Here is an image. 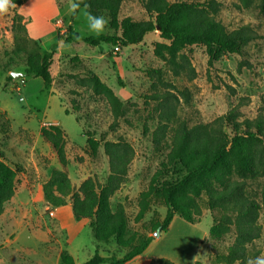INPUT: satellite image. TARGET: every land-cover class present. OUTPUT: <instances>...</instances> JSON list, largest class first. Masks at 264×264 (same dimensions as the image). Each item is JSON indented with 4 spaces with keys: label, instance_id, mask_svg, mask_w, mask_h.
I'll return each instance as SVG.
<instances>
[{
    "label": "rangeland",
    "instance_id": "374dc122",
    "mask_svg": "<svg viewBox=\"0 0 264 264\" xmlns=\"http://www.w3.org/2000/svg\"><path fill=\"white\" fill-rule=\"evenodd\" d=\"M214 1L219 9L217 20L227 30L249 27L260 38L244 45L242 54L219 55L212 63L205 46L177 48L163 39L158 30L147 34L137 45L93 47L82 40L97 36L88 30L87 10L66 14L69 0H59L62 17L56 20L60 25L57 31L44 27L38 32V39L29 38L27 21L20 16L18 7L0 15V159L17 171V188L26 177L35 178L32 193L18 191L17 205L7 203L0 218V264H60L64 253L82 264L97 250L102 256L121 257L127 252L114 239L97 242L91 221H77L67 206L69 202L56 208L45 201L44 184L53 170L64 169L53 147L41 135L42 128L53 122L59 123L67 135L65 170L75 189L88 177H95L100 183L106 181V141L121 136L132 146L134 157L128 181L112 198L111 205L113 209L119 203L125 205L127 237L152 236L153 241L131 264L214 263L210 211L205 210L194 225L176 216L168 232L155 236L158 231L154 225L163 221L166 214L162 201L155 198L143 218L137 220L140 194L152 183L159 185L182 175L169 167L168 154L184 125L209 123L236 106H240L241 118L264 114V14L256 6L239 8L238 0ZM99 16L107 21L102 34L120 35L112 28L107 12ZM127 17L137 22L148 19L139 0H123L119 19ZM71 25L80 39L66 41ZM53 49L57 52L50 68L54 82L45 88L41 78L26 74L27 59L34 52L45 54ZM159 51L173 58L174 63L161 60ZM241 62L247 63L242 69ZM149 69H161L168 86L155 85V80L148 76ZM12 73L21 75L15 78ZM89 74L97 75L123 102L125 115L115 132L110 130L114 116L107 99L95 95L84 81ZM165 92L169 93L166 101L150 99ZM157 132L165 135L160 146L153 140ZM87 135L100 143L96 156L87 146ZM263 193V177L248 181L249 197L262 203ZM258 222L264 224V209ZM16 237L12 244L7 241ZM233 239L228 237L217 247L223 250ZM155 244L154 256L145 261ZM249 253L252 260L264 254V231L249 245Z\"/></svg>",
    "mask_w": 264,
    "mask_h": 264
},
{
    "label": "trees",
    "instance_id": "16d2710c",
    "mask_svg": "<svg viewBox=\"0 0 264 264\" xmlns=\"http://www.w3.org/2000/svg\"><path fill=\"white\" fill-rule=\"evenodd\" d=\"M139 1L148 15V19L141 22L128 17L119 19L123 0H79L81 7L76 13L80 9H86L88 13L97 16L101 12H107L112 28L120 32L118 36L100 34L82 40L93 47L102 44L128 47L139 44L147 34L158 30L163 39L171 41L177 48L205 46L212 63L219 55L242 54L244 45L260 38V34L249 27L227 30L217 20L219 9L214 0L204 3ZM238 1L239 8L256 6L264 14V0ZM13 2L16 7L23 4V0ZM68 32L70 37L66 41L80 39L72 25L68 27ZM56 53L55 49L45 54L34 52L27 59L26 74L41 78L45 88L54 82L50 68ZM157 55L167 64L174 63L173 58H168L161 51ZM246 64L241 62L239 68L242 69ZM148 76L155 80V85L168 86L161 69H149ZM84 81L95 95L107 99L114 116L110 130L115 132L125 115L123 102L97 75L89 74ZM168 95L167 92L154 94L150 99L166 101ZM66 114H69L68 110ZM41 135L53 147L64 168L53 170L44 184L45 201L56 208L71 202L73 216L77 221H91L90 227L97 242L107 243L114 239L118 247L127 250L121 257L102 256L97 250L82 264H131L140 258L149 248L153 237H127L125 205L119 203L115 209L111 205L112 198L128 181L129 166L134 157L132 146L121 136L115 141H106L104 152L109 164L106 181L100 183L95 177H88L75 189L65 170L68 166V140L65 131L60 126L49 125L42 128ZM164 139V133L157 132L153 138L154 144L160 146ZM87 146L92 156H96L99 141L92 135H87ZM168 162L169 167L172 166L182 174L181 177L159 185L152 183L143 191L140 194L137 220L143 218L155 198L161 200L166 207L163 221L154 225L158 231L155 233L159 234L169 231L176 216L194 225L199 223L204 211L208 210L213 217L209 232L216 253L213 264H248L249 245L259 239L264 231V224L258 222L259 214L264 209V193L262 203L246 194L249 180L264 178V114L260 113L252 119L241 118L240 106H236L209 123L191 127L184 125L173 141ZM16 177L17 171L0 159V218L6 204L16 194ZM231 236L234 239L230 245L223 250L217 247ZM60 264L77 263L71 255L64 253Z\"/></svg>",
    "mask_w": 264,
    "mask_h": 264
},
{
    "label": "crops",
    "instance_id": "0c3cea01",
    "mask_svg": "<svg viewBox=\"0 0 264 264\" xmlns=\"http://www.w3.org/2000/svg\"><path fill=\"white\" fill-rule=\"evenodd\" d=\"M18 8H19L20 16L23 17L25 21H27V32L30 39H38L39 37H41L40 36L41 34H38V32L43 30L44 27L49 28L50 31L53 29L57 31V25L59 24H56V20L61 19L62 17L61 16L62 8L60 6L59 0H23V4ZM70 24L73 25V23ZM60 31L63 32V29H61ZM73 31L75 32L74 27H73ZM49 125L60 126L59 123H54V122L50 123ZM32 183H35V178L32 179L31 177L30 178L26 177L24 183L17 188L15 196L8 204L17 205L16 199L18 200L19 198L18 191L21 192L26 190L28 191L29 194L32 193L31 187L35 186V184L33 185ZM67 206L71 207V213L73 215L71 202H69ZM175 221H176V217L174 218L172 223H174ZM7 241H9V243L12 244V242L14 243L15 241H17V237L14 238L13 240H7ZM155 246L156 244L151 246V253L145 256L146 259L145 261L149 262L151 258L154 256V253L156 251V249H154ZM152 248H153V252H152Z\"/></svg>",
    "mask_w": 264,
    "mask_h": 264
},
{
    "label": "clouds",
    "instance_id": "9594fccd",
    "mask_svg": "<svg viewBox=\"0 0 264 264\" xmlns=\"http://www.w3.org/2000/svg\"><path fill=\"white\" fill-rule=\"evenodd\" d=\"M13 0H0V15L7 13L11 8H15ZM81 7L79 0H69L66 14L75 15L77 9ZM87 7V5H85ZM88 21V30L90 33L100 35L105 30L107 21L103 16L86 13ZM248 264H264V254L256 257L254 260H248Z\"/></svg>",
    "mask_w": 264,
    "mask_h": 264
},
{
    "label": "water",
    "instance_id": "95a60500",
    "mask_svg": "<svg viewBox=\"0 0 264 264\" xmlns=\"http://www.w3.org/2000/svg\"><path fill=\"white\" fill-rule=\"evenodd\" d=\"M20 75H21V74L12 73V76L15 77V78L18 77V76H20ZM154 235H155V236H159L160 234H159V233H155Z\"/></svg>",
    "mask_w": 264,
    "mask_h": 264
},
{
    "label": "built area",
    "instance_id": "2783aa9c",
    "mask_svg": "<svg viewBox=\"0 0 264 264\" xmlns=\"http://www.w3.org/2000/svg\"><path fill=\"white\" fill-rule=\"evenodd\" d=\"M116 49H117V47H116Z\"/></svg>",
    "mask_w": 264,
    "mask_h": 264
}]
</instances>
